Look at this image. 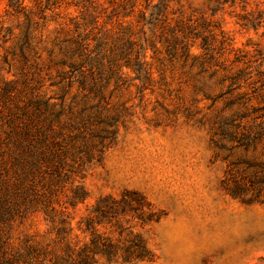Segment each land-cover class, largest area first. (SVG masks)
<instances>
[{"label": "rangeland", "instance_id": "374dc122", "mask_svg": "<svg viewBox=\"0 0 264 264\" xmlns=\"http://www.w3.org/2000/svg\"><path fill=\"white\" fill-rule=\"evenodd\" d=\"M80 1L52 8L23 0L33 14L27 30L24 15L0 0V111L51 98L63 109V138L78 133L88 144L81 173L60 196L68 200L80 185L88 193L64 209L73 232L62 240L34 212L14 221L11 253L52 264L90 241L78 226L99 198L133 190L151 204L153 220L120 221L130 227L122 236L119 226L98 231L120 248L137 234L152 258L98 264H264V0H173L154 24L146 0H91L95 23L82 20ZM79 39L98 55L99 93L72 79L69 54ZM132 42L144 46L145 78L134 71ZM113 118V135L96 125Z\"/></svg>", "mask_w": 264, "mask_h": 264}, {"label": "trees", "instance_id": "16d2710c", "mask_svg": "<svg viewBox=\"0 0 264 264\" xmlns=\"http://www.w3.org/2000/svg\"><path fill=\"white\" fill-rule=\"evenodd\" d=\"M46 1V5L54 8L60 6L63 0ZM172 1L158 0L151 5L152 1L146 0L147 7L152 11V24L164 15ZM229 1L224 0V3ZM92 3L91 0H81L76 4L82 9V20L85 23H95L98 19ZM8 7L15 13L24 15L29 30L33 24V14L26 12L23 0H8ZM132 7L135 5L131 4L130 11H126L127 5L123 6L125 17L130 16ZM140 18L145 20L143 13ZM122 32L123 35H133L129 27L123 28ZM28 36L29 32L26 31V41L21 44V48L27 43ZM132 45L139 46V51L135 50L132 64L134 71L137 76L145 78L148 70L143 62L144 46L136 42H132ZM75 46L69 54L70 67L74 72L72 79L76 78L83 89L99 93L100 82L94 79L98 65L97 53L91 51L83 39L77 40ZM62 78L65 79V75ZM50 99L31 97L20 107L21 113L18 106L16 111H0V123H3L0 124V264H27L21 254L11 253L9 249L14 221L24 219L34 212H43L53 230L66 241L74 229L64 209L68 208L67 205L75 208L88 197L87 191L80 185L73 190L71 198L64 202L60 200L66 184L73 183L74 175L81 173L78 162L82 160V150L88 144L78 133L69 136V140L63 138V109L60 106L57 109L56 104L49 102ZM97 121L96 125H105L104 131L107 134H114V131L106 128L114 125V118ZM81 125L88 127L84 120L79 126ZM71 127L78 129L77 124H71ZM57 206L62 209L57 210ZM153 217L151 204L137 191L125 190L119 198L112 195L101 197L85 220L79 222L78 229L89 234L90 241L79 248L68 246L65 255L52 264H98L102 258L109 261L122 258L126 263L150 260L151 251L139 235L129 232L128 245L120 248V242L115 243L110 237L101 234L98 226H119V236H122L130 227L120 226V221L136 220L141 224H148Z\"/></svg>", "mask_w": 264, "mask_h": 264}]
</instances>
